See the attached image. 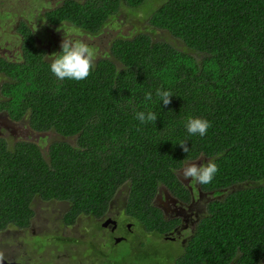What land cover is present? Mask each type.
Here are the masks:
<instances>
[{
    "label": "trees",
    "instance_id": "trees-1",
    "mask_svg": "<svg viewBox=\"0 0 264 264\" xmlns=\"http://www.w3.org/2000/svg\"><path fill=\"white\" fill-rule=\"evenodd\" d=\"M153 1L62 0L43 12L48 24L91 34L125 7L148 16L152 28L112 39L82 81L58 80L32 28L18 23L20 59L0 56V109L57 137L44 151L32 140L9 146L0 139V229L29 227L36 197L66 201L63 224L99 218L125 186L127 214L162 232L167 221L152 201L158 188L189 201L179 169L212 160V182L193 180L216 195L194 235L206 252L185 253L213 254L241 238L250 241L248 253L264 251V0ZM160 29L183 47L156 38ZM157 89L172 93L170 104ZM147 92L152 100L145 102ZM138 111L157 120L141 123ZM189 116L210 122L205 136L187 132Z\"/></svg>",
    "mask_w": 264,
    "mask_h": 264
},
{
    "label": "flooded vegetation",
    "instance_id": "flooded-vegetation-1",
    "mask_svg": "<svg viewBox=\"0 0 264 264\" xmlns=\"http://www.w3.org/2000/svg\"><path fill=\"white\" fill-rule=\"evenodd\" d=\"M0 56L7 58L5 54ZM23 119L28 122L25 115L14 119L7 109H0V139L7 145H13L15 141H9L13 138L30 140L21 137L27 135V129H23ZM26 125L29 127V122ZM178 174L191 194L190 200L179 199L164 186L158 188L152 200L161 210V217L167 221L162 225L164 231L144 228L143 224L127 214L123 204L121 208H116L115 212L110 211L114 208L112 201L120 198L119 193H122V201L125 200L126 187L121 186L114 193L105 213L95 218L97 222L86 229L87 236L35 230L36 212L29 227L25 229L12 225L0 229V248L5 250L0 255L7 262L4 264H129L131 259H134L135 264H264V251L257 254L248 253L251 251L247 249L250 243L248 239L241 238L238 244L234 243L235 247L227 250L214 246L217 252L213 254H205L206 249L198 245L196 247L195 244L200 240L194 235L199 234L200 221L207 215V203L216 195L213 192L201 191L196 182H190L179 172ZM200 197L202 200H199ZM47 201L67 204L63 200ZM106 219L111 221L103 225ZM75 222L63 226L70 228ZM95 224L97 226L93 228ZM28 231H32L29 237L36 239L32 243H29V237L25 236ZM16 232L21 233L22 238L13 237ZM200 233L205 235L208 231L203 227ZM205 238L208 244L212 241L210 237ZM202 242H205V239ZM211 247L213 248V245ZM187 250L190 253L205 252L200 255L186 254Z\"/></svg>",
    "mask_w": 264,
    "mask_h": 264
},
{
    "label": "rangeland",
    "instance_id": "rangeland-1",
    "mask_svg": "<svg viewBox=\"0 0 264 264\" xmlns=\"http://www.w3.org/2000/svg\"><path fill=\"white\" fill-rule=\"evenodd\" d=\"M61 1L62 0H0V55L5 54L9 59H20V34L17 30V25L21 21H27L34 34L37 36L38 43L47 50L49 55L55 53L63 38V32L57 31V29L60 28V26L62 28H67L71 25L48 24L43 16V12L48 8L56 6ZM153 2L157 5L162 2V0H154ZM150 28H152V26L148 22V16H146L141 9L132 11L129 7H125L120 9L112 18H108L100 32L91 34L78 29L79 31L73 34V38L83 39L88 43L93 49L96 59L106 54L109 42L112 39L130 36L137 31L147 32ZM157 31L158 32L154 33L156 38L161 36L178 47H183L182 43L178 40L175 41L170 35L161 33L164 32L161 29ZM23 124V129H27V135H21V137L39 143L43 151L46 150L50 140L57 137L53 132L35 131L30 126L28 127L26 125L28 124L26 119H23ZM16 140L17 138L9 139L10 142ZM195 162L198 163V161ZM181 169H179L180 174ZM189 181L191 182L192 180L189 179ZM119 194L120 198H116L112 201L114 208H111V212H115L116 208H121L123 204L122 193ZM199 200H202V197H200ZM32 206L36 212V217L34 218L35 230H43L48 233H64L72 236H80L81 234L87 236L86 229L97 222V220L89 216H80L72 227L66 228L62 223V214L67 207L66 203L44 201L36 197L32 202ZM96 226L95 224L93 228ZM31 234L32 231H28L25 236L29 237ZM13 237L22 238L19 232H16V236L14 234ZM34 240L36 239L29 237V243L34 242ZM3 251L5 250L0 248V254L3 253Z\"/></svg>",
    "mask_w": 264,
    "mask_h": 264
},
{
    "label": "clouds",
    "instance_id": "clouds-1",
    "mask_svg": "<svg viewBox=\"0 0 264 264\" xmlns=\"http://www.w3.org/2000/svg\"><path fill=\"white\" fill-rule=\"evenodd\" d=\"M57 31L63 32L61 41V51L47 56L50 59V71L58 80H85L92 72L95 61V54L93 49L83 39H74L73 34L79 30L75 26H68L67 28H60ZM157 97L160 98L163 105L171 103L173 96L170 91L157 89ZM145 102L152 100V93L147 92L144 96ZM135 117L141 123L152 122L157 120V115L152 111H138L135 112ZM186 130L190 135L205 136L208 129L211 127L207 119L200 117L189 116L185 124ZM182 150L185 153L189 152V147L186 142H180ZM175 172L176 170L173 169ZM184 179H191L199 184H209L214 179L218 172V166L212 160L206 163L185 162V166L180 170ZM3 257L0 255V260Z\"/></svg>",
    "mask_w": 264,
    "mask_h": 264
},
{
    "label": "water",
    "instance_id": "water-1",
    "mask_svg": "<svg viewBox=\"0 0 264 264\" xmlns=\"http://www.w3.org/2000/svg\"><path fill=\"white\" fill-rule=\"evenodd\" d=\"M111 221V219H106L104 222H103V225H106L107 223H109ZM4 263H7L6 260L2 259L0 260V264H4Z\"/></svg>",
    "mask_w": 264,
    "mask_h": 264
}]
</instances>
